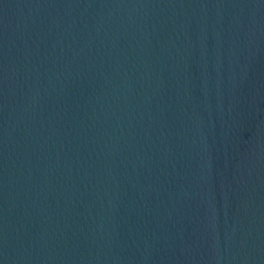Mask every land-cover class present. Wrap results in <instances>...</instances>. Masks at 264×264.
<instances>
[{"label":"water","instance_id":"95a60500","mask_svg":"<svg viewBox=\"0 0 264 264\" xmlns=\"http://www.w3.org/2000/svg\"><path fill=\"white\" fill-rule=\"evenodd\" d=\"M0 264H264V0H0Z\"/></svg>","mask_w":264,"mask_h":264}]
</instances>
